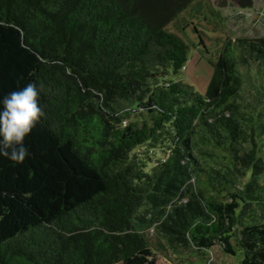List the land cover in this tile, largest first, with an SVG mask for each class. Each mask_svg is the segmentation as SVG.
<instances>
[{
    "label": "trees",
    "instance_id": "16d2710c",
    "mask_svg": "<svg viewBox=\"0 0 264 264\" xmlns=\"http://www.w3.org/2000/svg\"><path fill=\"white\" fill-rule=\"evenodd\" d=\"M202 1L0 0V99L36 83L44 111L0 157V264H157L161 235L264 264V36L211 55Z\"/></svg>",
    "mask_w": 264,
    "mask_h": 264
},
{
    "label": "rangeland",
    "instance_id": "374dc122",
    "mask_svg": "<svg viewBox=\"0 0 264 264\" xmlns=\"http://www.w3.org/2000/svg\"><path fill=\"white\" fill-rule=\"evenodd\" d=\"M248 0H203L198 4L200 15L186 17L197 22L203 30V38L210 53H217L227 35L233 39L242 36H264V0H253L252 5L242 8L241 3ZM217 10L219 14H217ZM222 17L219 18V17ZM190 46L189 58L184 71L179 78L195 91L205 94L213 75V66L208 61L205 51L198 46L199 38L193 31H189ZM162 236V240L171 249L155 250L157 264H237L236 256L228 254L222 245L214 246L212 251L203 255L195 247H184L175 250L169 239Z\"/></svg>",
    "mask_w": 264,
    "mask_h": 264
},
{
    "label": "clouds",
    "instance_id": "9594fccd",
    "mask_svg": "<svg viewBox=\"0 0 264 264\" xmlns=\"http://www.w3.org/2000/svg\"><path fill=\"white\" fill-rule=\"evenodd\" d=\"M39 96L37 84L30 82L0 99V157L22 163L31 155L25 141L44 116Z\"/></svg>",
    "mask_w": 264,
    "mask_h": 264
}]
</instances>
